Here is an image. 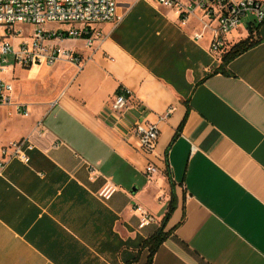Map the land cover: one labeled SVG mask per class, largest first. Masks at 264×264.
<instances>
[{"label":"crops","instance_id":"crops-1","mask_svg":"<svg viewBox=\"0 0 264 264\" xmlns=\"http://www.w3.org/2000/svg\"><path fill=\"white\" fill-rule=\"evenodd\" d=\"M117 2L123 21L95 25L92 49L67 39L80 67L17 66L26 94L7 80L30 113L0 106V264H264V21L228 35L256 44L224 65L196 15L182 25L154 0ZM121 87L160 128L151 155L123 138L132 111L110 115ZM20 140L29 162L2 154ZM138 206L155 221L140 228Z\"/></svg>","mask_w":264,"mask_h":264},{"label":"built area","instance_id":"built-area-1","mask_svg":"<svg viewBox=\"0 0 264 264\" xmlns=\"http://www.w3.org/2000/svg\"><path fill=\"white\" fill-rule=\"evenodd\" d=\"M154 1L175 9L182 25L196 15L204 30L211 33L209 50L217 59L230 49L228 35L239 30L247 19H252L251 25L264 21V0ZM124 17L125 14L118 11L117 0H0V106H15L22 115L30 113L27 103H19L13 98L14 85L3 79L2 73L17 66L54 65L63 57L80 67V56L74 50L62 47L61 43L67 39H83L86 47L92 49L99 36L95 25L107 22L119 24ZM49 23L59 24V27L46 29ZM21 25L32 27V30H23ZM202 36L203 33L196 35L197 38ZM131 111L135 119L123 138L127 142L137 139L139 150L151 155L157 147L160 128L148 120L145 106L140 101H134L132 92L121 87L113 98L110 115L118 123ZM25 143V140H20L3 147V156L29 162ZM157 171L152 162L145 169L148 175ZM113 192L114 189L106 187L100 195L110 198ZM137 210L140 212V228L155 221L154 215L143 207L138 206Z\"/></svg>","mask_w":264,"mask_h":264},{"label":"trees","instance_id":"trees-1","mask_svg":"<svg viewBox=\"0 0 264 264\" xmlns=\"http://www.w3.org/2000/svg\"><path fill=\"white\" fill-rule=\"evenodd\" d=\"M255 44H256V40L254 39V34L252 31V33L247 38L238 41L237 43H235L230 47V49L223 55L222 63L224 65H227L229 62H231L233 59H235L242 53L249 50ZM184 123H185V119L182 122L181 126L179 127L178 132L181 131V129L183 128ZM167 175L171 181V173L169 171ZM173 211H174V199L172 198L169 210L164 218V223L167 222V220L172 215ZM165 238L166 235L163 232V230H161L160 233H157L156 235L150 237L148 240L144 242V246L148 247L150 250V260L153 258L154 254L156 253L160 245L163 243Z\"/></svg>","mask_w":264,"mask_h":264},{"label":"rangeland","instance_id":"rangeland-1","mask_svg":"<svg viewBox=\"0 0 264 264\" xmlns=\"http://www.w3.org/2000/svg\"><path fill=\"white\" fill-rule=\"evenodd\" d=\"M23 30H32V27H26V26H20ZM46 29H52L59 27V24L56 23H49L46 24ZM80 43V42H79ZM63 47H74V40H64L62 43ZM12 63V62H11ZM13 64V63H12ZM36 71L32 72V75H35ZM27 76V72L25 73L24 70H21L19 68H16L15 71L12 69H9L8 71L1 74V77L5 80H11L13 79L17 88L18 94L25 92V94L29 91L30 83L26 81L25 77ZM19 78V79H18Z\"/></svg>","mask_w":264,"mask_h":264},{"label":"bare ground","instance_id":"bare-ground-1","mask_svg":"<svg viewBox=\"0 0 264 264\" xmlns=\"http://www.w3.org/2000/svg\"><path fill=\"white\" fill-rule=\"evenodd\" d=\"M8 71V70H7Z\"/></svg>","mask_w":264,"mask_h":264}]
</instances>
